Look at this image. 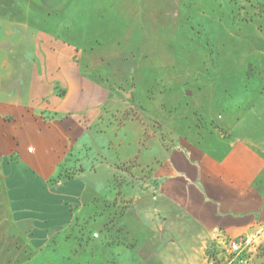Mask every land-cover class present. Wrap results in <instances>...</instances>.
I'll list each match as a JSON object with an SVG mask.
<instances>
[{"label":"crops","instance_id":"1","mask_svg":"<svg viewBox=\"0 0 264 264\" xmlns=\"http://www.w3.org/2000/svg\"><path fill=\"white\" fill-rule=\"evenodd\" d=\"M23 8L17 0H0V264L49 263L45 253L64 240L73 215L97 214L92 183L112 176L91 138L107 132V122L98 123L107 117L99 114L113 100L83 79L77 48L30 26ZM259 98L260 108L251 103L234 122L219 124L223 134L193 130L196 141H154L152 169L150 157L141 156L153 193L143 188L122 221L136 235L145 264H213L208 248L216 230L264 236ZM87 145L90 152L83 154ZM84 197L88 205H79Z\"/></svg>","mask_w":264,"mask_h":264},{"label":"rangeland","instance_id":"2","mask_svg":"<svg viewBox=\"0 0 264 264\" xmlns=\"http://www.w3.org/2000/svg\"><path fill=\"white\" fill-rule=\"evenodd\" d=\"M17 1L28 8L30 26L77 48L83 79L113 100L99 114L108 118L98 121L107 132L91 138L111 180L92 183L97 214L73 215L46 264H145L122 219L143 188L153 193V182L143 180L156 163L149 146L196 141L193 130L223 134L224 120L234 122L251 103L261 107L254 101L264 97V0ZM142 155L150 157L147 168ZM249 237L246 264H264V236ZM211 238L213 264H238Z\"/></svg>","mask_w":264,"mask_h":264},{"label":"built area","instance_id":"3","mask_svg":"<svg viewBox=\"0 0 264 264\" xmlns=\"http://www.w3.org/2000/svg\"><path fill=\"white\" fill-rule=\"evenodd\" d=\"M31 149V147L27 148L28 151H31ZM211 236L216 237V239H221L224 245V251L228 257L235 260L238 264H246L248 262L249 259H246L243 256V252L246 250L247 245L251 241L249 236H235L227 238L219 230L213 231Z\"/></svg>","mask_w":264,"mask_h":264}]
</instances>
